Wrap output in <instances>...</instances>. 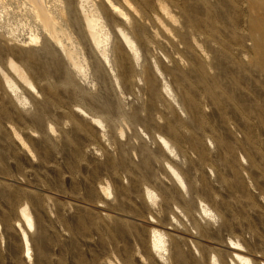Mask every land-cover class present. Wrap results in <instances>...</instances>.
Instances as JSON below:
<instances>
[{
	"label": "rangeland",
	"instance_id": "obj_1",
	"mask_svg": "<svg viewBox=\"0 0 264 264\" xmlns=\"http://www.w3.org/2000/svg\"><path fill=\"white\" fill-rule=\"evenodd\" d=\"M87 1L108 26L103 68L79 0H44L79 73L58 49L37 61L26 3L0 0V70L16 87L0 72V264H230V241L264 264V0H107L124 19ZM109 28L146 45L127 58L133 73Z\"/></svg>",
	"mask_w": 264,
	"mask_h": 264
},
{
	"label": "bare ground",
	"instance_id": "obj_2",
	"mask_svg": "<svg viewBox=\"0 0 264 264\" xmlns=\"http://www.w3.org/2000/svg\"><path fill=\"white\" fill-rule=\"evenodd\" d=\"M26 3L27 7V13L34 21V23L37 25L43 42V46L36 51H33V55L36 57L37 61L44 60L46 57L42 53L43 51H50L53 49H58L63 55L64 59L68 60L71 67H73L74 70L78 71L79 73L82 71V68L77 61L76 58V52L73 50L75 49V46L70 41V37L65 32V30L62 28V24L59 18H57L55 14V10L53 9V5H46L44 3V0H23ZM83 3L88 5L87 0H79V7L78 12L79 21L82 22L83 28H84V36L86 39V43L90 46V49L94 50L97 54V57L99 59V65L101 68H103L105 65L110 63L108 55H107V46L106 42L108 40V33L106 31L105 22L102 21L101 17L99 16V13L95 10H90L89 7L83 6ZM104 3L106 4V7L117 14L119 19H124L126 16L125 14L115 8L111 5L110 2L107 0H104ZM126 7L132 13H136V11L128 4ZM67 15L69 18L71 16V12H69V9L67 11ZM73 19V18H72ZM70 21V19H68ZM35 27V26H34ZM37 29V30H38ZM113 34V37L119 41L120 44L113 45V48L111 49V52L113 54V57L115 59V63L118 65H121V73L127 74L128 72L133 73L134 67L133 64L130 65L127 62V58H129V55H132L135 59L136 56L139 54L138 49L140 48L143 52V55L146 58V45L143 44L142 40L140 39L139 35L137 33L133 34L132 40L128 37V35L125 33V31L121 28H115L111 29L109 28ZM64 40V41H63ZM31 42H36V40L30 39ZM26 43V42H25ZM137 43V44H136ZM28 44V43H27ZM37 55V56H36ZM10 58V57H9ZM144 58V61L147 59ZM27 61V60H26ZM29 62V60H28ZM147 62V61H146ZM8 67L11 71L14 72L16 77L22 81L29 89L33 90L34 87L29 83L24 73L21 71V69L15 65V63L11 60V58L8 60ZM100 68V69H101ZM1 72V77L4 80L6 88H9V91H14V84L5 77L4 73ZM150 76L146 75L145 77V84L148 86L150 85ZM125 88V87H124ZM127 91H130V86L128 88H125ZM35 90V89H34ZM94 122L98 123V121ZM100 124V122H99ZM157 142L160 144V146L165 150L171 152V149L169 147V144L161 137H156ZM167 153V152H166ZM169 173H172V177L174 176V180L177 182L178 186L183 187V182L179 178V176L174 173L172 170V167L170 166L166 167ZM171 175V174H170ZM181 188V187H180ZM147 197L151 199L150 193L147 192ZM201 207V211L205 214L206 210ZM178 212V211H177ZM20 217L26 228L31 229L32 228V218L29 213V210L26 206H24L20 212ZM22 244H23V252L24 256L29 258V241H28V235L27 232L20 227V225H17ZM163 241L159 235H156V233H153L152 236V242H151V251L157 252L161 249H163ZM230 247V253L232 260H230V264H235L234 261H236L239 264H250L249 257L247 253L243 250V248L235 242H229ZM214 262V259L212 260Z\"/></svg>",
	"mask_w": 264,
	"mask_h": 264
}]
</instances>
